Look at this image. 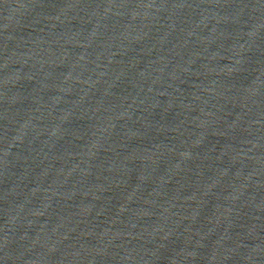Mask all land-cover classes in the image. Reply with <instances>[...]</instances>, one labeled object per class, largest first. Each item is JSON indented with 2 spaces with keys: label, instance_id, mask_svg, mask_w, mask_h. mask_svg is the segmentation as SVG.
Returning <instances> with one entry per match:
<instances>
[{
  "label": "water",
  "instance_id": "95a60500",
  "mask_svg": "<svg viewBox=\"0 0 264 264\" xmlns=\"http://www.w3.org/2000/svg\"><path fill=\"white\" fill-rule=\"evenodd\" d=\"M264 64V0H0V205Z\"/></svg>",
  "mask_w": 264,
  "mask_h": 264
}]
</instances>
